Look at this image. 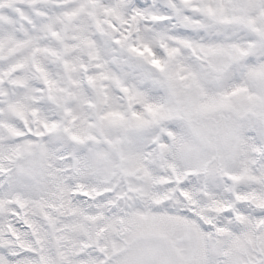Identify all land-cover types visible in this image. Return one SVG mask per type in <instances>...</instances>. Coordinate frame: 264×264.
<instances>
[{
    "label": "snow or ice",
    "instance_id": "6c2138e0",
    "mask_svg": "<svg viewBox=\"0 0 264 264\" xmlns=\"http://www.w3.org/2000/svg\"><path fill=\"white\" fill-rule=\"evenodd\" d=\"M0 264H264V0H0Z\"/></svg>",
    "mask_w": 264,
    "mask_h": 264
}]
</instances>
